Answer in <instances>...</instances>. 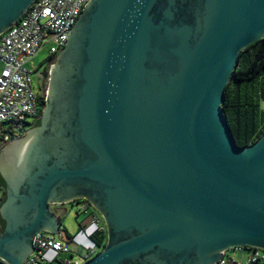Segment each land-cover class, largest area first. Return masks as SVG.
Returning a JSON list of instances; mask_svg holds the SVG:
<instances>
[{"label": "water", "instance_id": "obj_1", "mask_svg": "<svg viewBox=\"0 0 264 264\" xmlns=\"http://www.w3.org/2000/svg\"><path fill=\"white\" fill-rule=\"evenodd\" d=\"M36 0H0V36ZM264 0H91L52 66L40 124L10 134L0 264H25L84 198L106 245L84 264H217L264 250V134L237 145L222 113ZM231 264V263H230Z\"/></svg>", "mask_w": 264, "mask_h": 264}, {"label": "built area", "instance_id": "obj_2", "mask_svg": "<svg viewBox=\"0 0 264 264\" xmlns=\"http://www.w3.org/2000/svg\"><path fill=\"white\" fill-rule=\"evenodd\" d=\"M90 1L36 0L23 17L0 36V146L9 138L13 129L16 131L22 126L34 125L40 119L47 95L43 89V73L35 69L31 61L47 47L48 62L56 60L66 46L77 19ZM30 118L34 122L28 125L27 120ZM83 210L88 211L86 204ZM102 223L103 220L97 215L83 232L91 226L94 229L87 237L95 231H104ZM32 244L33 251L25 264H84L97 254L98 247L87 245L80 259L69 260L62 256L73 255L74 250L64 241L61 233L56 236L39 232L35 234ZM77 245L82 246L80 243ZM234 254L243 255L245 259L235 260ZM227 263L264 264V250L230 248L223 253L217 264Z\"/></svg>", "mask_w": 264, "mask_h": 264}, {"label": "trees", "instance_id": "obj_3", "mask_svg": "<svg viewBox=\"0 0 264 264\" xmlns=\"http://www.w3.org/2000/svg\"><path fill=\"white\" fill-rule=\"evenodd\" d=\"M263 104L264 39H261L241 52L238 65L225 90L222 113L238 146L247 147L263 136ZM40 119L35 123L37 126L40 124ZM0 226L3 227L1 219ZM87 238L90 244L103 248L107 241L106 228L104 231H95ZM70 240H72L71 236Z\"/></svg>", "mask_w": 264, "mask_h": 264}, {"label": "rangeland", "instance_id": "obj_4", "mask_svg": "<svg viewBox=\"0 0 264 264\" xmlns=\"http://www.w3.org/2000/svg\"><path fill=\"white\" fill-rule=\"evenodd\" d=\"M47 48L42 49L37 54L35 59L31 61L35 69L40 71L44 70V66L47 64L49 60ZM35 85H36V81H35ZM33 122H34L33 118L27 120L28 125L32 124ZM83 204L84 202H80V203L74 202V203L65 204L66 212L62 217V226L60 229V233L64 241L71 245L72 249L74 250V254L62 256V258H67L69 260L80 259V256L85 251L84 248L87 245H90V242L82 229L89 226L92 223L94 217L97 216L98 214L92 210L85 212L83 210ZM70 236L72 237V240H70ZM77 243H80L83 247L77 245ZM100 250L101 248L96 247L97 253ZM233 257L235 260H240V261L245 259V256L238 254H234Z\"/></svg>", "mask_w": 264, "mask_h": 264}, {"label": "flooded vegetation", "instance_id": "obj_5", "mask_svg": "<svg viewBox=\"0 0 264 264\" xmlns=\"http://www.w3.org/2000/svg\"><path fill=\"white\" fill-rule=\"evenodd\" d=\"M61 51L59 52V54L61 53ZM59 54H58V56H59ZM58 56H57V58H56V60L54 62H51V63L47 62V64L44 66V70L42 71L43 77H44L43 86L47 90V95H48V88H49V85H50L49 84L50 70H51L52 66L56 64L57 59H58ZM36 126H37L36 124L30 125V127L29 126H26L24 130L27 131V130H30L31 128L36 127ZM22 128H23V126L20 129L16 130V131L13 129L12 130L13 132L11 134L15 135V138L16 139H22L23 137L26 136V133L20 134V131L22 130ZM9 140H10V138H8L0 146V209H1V206L3 205V203L5 202L6 198H7V189H8V181H7V179H6V177H5L4 173H3V170L1 168V156H2V150L6 147L7 144H9ZM74 202H78V203L84 202V204H86L87 207H88V211L89 210H92V211L96 212L101 217V219H102L101 214L96 210V208L90 202H88L87 200H85L84 198L77 199ZM74 202H72V203H74ZM51 209H52V211H54L57 214L59 212H61V211H65L66 212V210H65V204H55V205H52L51 206ZM0 219H1V211H0ZM103 224H104V222H103ZM104 226H105V224H104ZM3 227H4V224H3ZM3 227H1V232L3 230ZM227 264H230V263H227Z\"/></svg>", "mask_w": 264, "mask_h": 264}, {"label": "clouds", "instance_id": "obj_6", "mask_svg": "<svg viewBox=\"0 0 264 264\" xmlns=\"http://www.w3.org/2000/svg\"><path fill=\"white\" fill-rule=\"evenodd\" d=\"M85 230V229H84ZM83 230V231H84ZM89 232H90V230H88V231H86V232H84L85 233V235H87V234H89ZM49 255H51L52 256V254H49Z\"/></svg>", "mask_w": 264, "mask_h": 264}, {"label": "crops", "instance_id": "obj_7", "mask_svg": "<svg viewBox=\"0 0 264 264\" xmlns=\"http://www.w3.org/2000/svg\"><path fill=\"white\" fill-rule=\"evenodd\" d=\"M92 229H94V226H91V227L89 228L90 231H91Z\"/></svg>", "mask_w": 264, "mask_h": 264}]
</instances>
